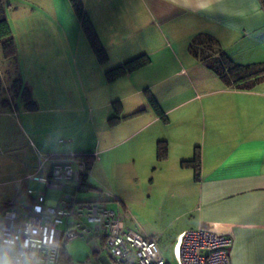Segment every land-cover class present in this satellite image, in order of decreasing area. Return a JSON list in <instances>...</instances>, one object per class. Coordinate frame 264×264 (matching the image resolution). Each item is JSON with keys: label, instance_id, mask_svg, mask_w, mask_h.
<instances>
[{"label": "crops", "instance_id": "crops-1", "mask_svg": "<svg viewBox=\"0 0 264 264\" xmlns=\"http://www.w3.org/2000/svg\"><path fill=\"white\" fill-rule=\"evenodd\" d=\"M81 1L109 69L149 58L112 80L105 70L112 95L102 106L114 104L119 117L137 112L113 124L104 119L110 129L121 127L120 141L143 133L162 190L156 200H169V222L189 217L172 236L201 221L219 223L233 234L231 264H264V80L237 88L208 66L220 52L235 64L264 63V0ZM160 141L165 154L158 158ZM196 150L198 179L181 166ZM143 237L159 241V234Z\"/></svg>", "mask_w": 264, "mask_h": 264}, {"label": "rangeland", "instance_id": "rangeland-1", "mask_svg": "<svg viewBox=\"0 0 264 264\" xmlns=\"http://www.w3.org/2000/svg\"><path fill=\"white\" fill-rule=\"evenodd\" d=\"M62 1L0 0L14 45V53L5 54L0 39V203L13 200L21 187L43 188L17 180L35 170L41 156L68 151L89 155L91 187L82 188L77 197L108 199L126 228L143 236L159 234L160 249L173 262L171 245L177 235L172 233L189 217L169 222V200H156L162 190L153 158L145 153L143 133L120 141L121 127L106 124L118 108L102 106L112 95L104 77L110 66L97 62L72 6ZM48 168L47 163L44 171ZM58 195L46 191L49 201ZM96 248L98 240L77 237L63 251L69 264H99L103 254Z\"/></svg>", "mask_w": 264, "mask_h": 264}, {"label": "built area", "instance_id": "built-area-1", "mask_svg": "<svg viewBox=\"0 0 264 264\" xmlns=\"http://www.w3.org/2000/svg\"><path fill=\"white\" fill-rule=\"evenodd\" d=\"M90 170L83 154L73 151L41 156L35 171L19 181L38 182L43 188L27 186L0 209V256L7 254L16 264H23L26 256L41 264H60L67 242L83 237L98 240L95 251L102 252L109 264H231L233 234L222 224L207 221L180 232L171 245L173 262L167 259L157 238L126 228L108 199L77 197ZM48 189L59 192L55 200L47 199Z\"/></svg>", "mask_w": 264, "mask_h": 264}, {"label": "trees", "instance_id": "trees-1", "mask_svg": "<svg viewBox=\"0 0 264 264\" xmlns=\"http://www.w3.org/2000/svg\"><path fill=\"white\" fill-rule=\"evenodd\" d=\"M72 6V9L80 21V25L85 32L87 40L92 48L96 59L103 63L107 60V55L98 39L96 31L84 11L83 4L81 0H69ZM0 39H3L2 48L5 54H13L14 53V45L12 42V38L10 37V30L7 25V22L4 18V15L0 12ZM220 60L217 63H210L208 66L212 68L221 78L230 83L233 87L237 88H252L258 82L264 80V63H253L247 65L235 64L231 60L227 59L222 52H220ZM149 62V58L146 55H140L134 57L128 61H126L123 65L113 67L106 71V77L110 80L127 74L135 69H138ZM149 101L155 112L158 114H162V110L158 106L156 100L153 96H149ZM119 108L117 109V112ZM137 113V112H135ZM133 114L128 116L119 117L114 115L109 118L110 124L115 123L120 119H126ZM165 154V145L162 141L158 143L157 146V157L161 158ZM84 158L88 162V169H90L93 165V160L89 155L83 154ZM181 166L191 167L194 172L195 179L199 178L200 173V154L199 151L196 150L194 152V156L192 159L181 161ZM85 187H91L88 184L87 180L84 182ZM22 187L18 190L17 194H20L22 191ZM4 203H0V209L3 207ZM69 258L65 256L64 251H61L60 254V264H69Z\"/></svg>", "mask_w": 264, "mask_h": 264}, {"label": "clouds", "instance_id": "clouds-1", "mask_svg": "<svg viewBox=\"0 0 264 264\" xmlns=\"http://www.w3.org/2000/svg\"><path fill=\"white\" fill-rule=\"evenodd\" d=\"M0 264H16V261L5 254L4 256H0ZM23 264H41V262L35 260L33 257L26 256L23 259Z\"/></svg>", "mask_w": 264, "mask_h": 264}, {"label": "water", "instance_id": "water-1", "mask_svg": "<svg viewBox=\"0 0 264 264\" xmlns=\"http://www.w3.org/2000/svg\"><path fill=\"white\" fill-rule=\"evenodd\" d=\"M101 261L108 263V260L105 257H101Z\"/></svg>", "mask_w": 264, "mask_h": 264}, {"label": "snow or ice", "instance_id": "snow-or-ice-1", "mask_svg": "<svg viewBox=\"0 0 264 264\" xmlns=\"http://www.w3.org/2000/svg\"><path fill=\"white\" fill-rule=\"evenodd\" d=\"M179 247V246H178Z\"/></svg>", "mask_w": 264, "mask_h": 264}]
</instances>
